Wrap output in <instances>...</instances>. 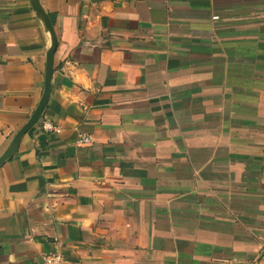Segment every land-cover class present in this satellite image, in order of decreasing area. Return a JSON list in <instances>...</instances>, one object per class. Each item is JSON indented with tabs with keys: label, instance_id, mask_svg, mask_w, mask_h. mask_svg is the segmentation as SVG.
<instances>
[{
	"label": "crops",
	"instance_id": "obj_1",
	"mask_svg": "<svg viewBox=\"0 0 264 264\" xmlns=\"http://www.w3.org/2000/svg\"><path fill=\"white\" fill-rule=\"evenodd\" d=\"M55 39L0 166V264H264V0H0V158Z\"/></svg>",
	"mask_w": 264,
	"mask_h": 264
},
{
	"label": "water",
	"instance_id": "obj_2",
	"mask_svg": "<svg viewBox=\"0 0 264 264\" xmlns=\"http://www.w3.org/2000/svg\"><path fill=\"white\" fill-rule=\"evenodd\" d=\"M46 25L47 27L52 30V24L49 21V19H46ZM57 48V41L54 40L53 49L51 50L48 61H47V71H46V87L45 92L43 95V99L41 100L39 107L37 108L36 112L34 113L33 117L30 119V121L26 124V126L19 132L17 135V138L15 140V147L11 149L10 151L6 152L1 158H0V166H2L6 161H8L16 152L18 149V145L22 137L32 128L34 127L38 121L41 119L42 114L47 106V103L49 101L51 90H52V75H53V65H54V54L55 50Z\"/></svg>",
	"mask_w": 264,
	"mask_h": 264
},
{
	"label": "built area",
	"instance_id": "obj_3",
	"mask_svg": "<svg viewBox=\"0 0 264 264\" xmlns=\"http://www.w3.org/2000/svg\"><path fill=\"white\" fill-rule=\"evenodd\" d=\"M42 129L45 133L59 134L61 132L59 127L54 126L51 122L46 121L42 125ZM92 141V138L89 136H80L78 139L79 145H86ZM38 264H64V258L60 252H53L45 254L42 258V262Z\"/></svg>",
	"mask_w": 264,
	"mask_h": 264
}]
</instances>
